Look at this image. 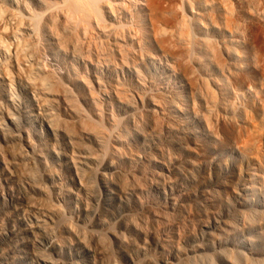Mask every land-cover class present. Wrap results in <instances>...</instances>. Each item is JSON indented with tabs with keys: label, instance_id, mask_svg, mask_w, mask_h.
Here are the masks:
<instances>
[{
	"label": "rangeland",
	"instance_id": "obj_1",
	"mask_svg": "<svg viewBox=\"0 0 264 264\" xmlns=\"http://www.w3.org/2000/svg\"><path fill=\"white\" fill-rule=\"evenodd\" d=\"M71 2L0 0V264H264V10Z\"/></svg>",
	"mask_w": 264,
	"mask_h": 264
},
{
	"label": "bare ground",
	"instance_id": "obj_2",
	"mask_svg": "<svg viewBox=\"0 0 264 264\" xmlns=\"http://www.w3.org/2000/svg\"><path fill=\"white\" fill-rule=\"evenodd\" d=\"M71 1V0H70ZM74 0H72V2L71 3H74L73 2ZM80 1V0H79ZM82 1V0H81ZM241 2V0H238V2ZM243 1V0H242ZM246 2H248V4L249 3H253V4H255L256 3V5L258 6V8H259V6L264 10V0H245ZM76 2V1H75ZM237 2V1H236ZM76 3H78V2H76ZM86 3V2H85ZM237 4V3H236ZM242 4V3H241ZM72 5H74V4H72ZM77 5V4H76ZM82 5V4H81ZM257 6H256V8H257ZM75 7V6H74ZM254 7V6H253ZM77 8H78V6H77ZM240 8H241V6H240ZM243 8V7H242ZM79 9V8H78ZM232 9H233V7H232ZM248 9V8H247ZM227 10H229V9H227ZM256 10V9H255ZM258 10H261L260 8L258 9ZM230 11H231V9H230ZM248 11V10H247ZM226 12V11H225ZM232 12V11H231ZM234 12V11H233ZM227 13V12H226ZM216 14V13H215ZM232 14H234V13H232ZM262 14H263V12H262ZM214 15V14H213ZM227 15V14H226ZM228 15H231V14H228ZM222 16V15H221ZM233 16L234 15H231L230 17L228 16V19H227V26H228V23H229V25L231 26L232 24H235V20L233 19ZM236 16V15H235ZM216 18V17H215ZM237 18V17H236ZM235 18V19H236ZM213 19V18H212ZM215 21L217 20V19H214ZM219 20V19H218ZM217 20V21H218ZM221 20V19H220ZM263 20V19H262ZM214 21V22H215ZM220 22V21H219ZM225 22V21H224ZM262 22V21H261ZM264 22V21H263ZM258 23V22H257ZM256 23V24H257ZM216 24V23H215ZM236 24H237V22H236ZM226 25V24H225ZM239 25V24H238ZM235 26V25H234ZM257 26V25H256ZM263 26V25H262ZM261 26V27H262ZM252 27H253V25H252ZM251 27V28H252ZM260 27V26H259ZM237 28V27H236ZM250 27H249V29H251ZM231 29V28H230ZM233 29H235V27L233 28ZM256 30H257V28H255ZM260 29V28H259ZM258 29V30H259ZM262 29H264V26L262 27ZM233 31V30H232ZM251 31V30H250ZM252 31H253V29H252ZM260 31V30H259ZM258 32V31H257ZM257 32H256V38L258 39V36H257ZM260 33H261V31H260ZM260 33H258V34H260ZM263 33H264V30H263ZM252 34H255V30H254V33H252ZM262 34V33H261ZM262 36V35H261ZM254 38H255V36H254ZM261 38V37H260ZM262 39V38H261ZM219 39H217V41H218ZM255 41H256V39H254ZM214 42V41H213ZM216 42V41H215ZM214 42V44L213 43H211V41L210 42H208V41H204V44H205V46H206V48H207V46H208V48H210V50H211V52L216 56L215 58H217L216 60H218V59H221L222 57H220L221 56V54L222 53H224L225 52V54H227V55H230L232 52H233V48L230 46V44L228 43V42H226V40L225 41H223V40H219L217 43H215ZM259 42V44L258 45H260V46H262V49L260 48V50H262V55H264V40H263V43L262 44H260L261 42L260 41H258ZM258 42H256V43H258ZM259 50V49H258ZM209 51V50H208ZM260 52V51H259ZM258 52V53H259ZM261 56V55H260ZM264 57V56H263ZM224 58V57H223ZM224 60V59H223ZM223 60H221V61H223ZM230 60H231V58H230ZM260 60V59H259ZM263 69L261 70V69H259V70H261V71H258L259 72V74H260V76H259V78H260V89H261V91L260 92H262L261 94H264V58H263ZM218 62V61H217ZM224 62H225V60H224ZM220 63V62H219ZM218 63V64H219ZM222 63V62H221ZM221 63H220V65H221ZM224 65H226V62H225V64ZM259 66V65H258ZM224 67V66H223ZM226 67V66H225ZM229 68V67H228ZM259 68V67H258ZM258 68H257V70H258ZM257 72V73H258ZM258 75V74H257ZM252 76V75H251ZM243 77V76H242ZM245 77H247L246 75H245ZM253 77V76H252ZM244 78V77H243ZM239 79H242V78H239ZM245 79V78H244ZM242 82L241 83H243V79L241 80ZM247 81V80H246ZM246 84V83H245ZM259 85V84H258ZM259 89V90H260ZM258 90V91H259ZM261 96H263V95H261ZM264 98V97H263ZM264 100V99H263ZM262 100V101H263ZM261 103V102H260ZM256 110V109H255ZM255 110L253 111V112H255ZM257 112L258 113H256L260 118H262V121H264V102H262L261 104H260V106L257 108ZM252 113V112H251ZM249 114V115H247V119H248V122L250 123L251 121L253 122H258L259 123V120L256 118V115H254V114ZM257 119V120H256ZM253 122V123H254ZM252 123V124H253ZM258 123H256V124H258ZM251 124V123H250ZM260 125H262V124H260ZM255 126V125H254ZM257 126V125H256ZM264 126V125H263ZM252 127H253V125H252ZM252 127H249L248 129L250 130V128H252ZM258 128H260V126L258 127ZM254 130L253 131H255L256 129L255 128H253ZM261 129V128H260ZM247 130V129H246ZM249 130H247V131H245V133L247 134V137L250 135L249 134V132L251 133L252 131V129L249 131ZM257 130H259V129H257ZM256 130V131H257ZM261 131V130H260ZM240 132H242L241 130H240ZM239 132V133H240ZM257 133V132H256ZM255 133V134H256ZM259 133V132H258ZM261 133V132H260ZM244 134V133H243ZM249 134V135H248ZM252 134H253V132H252ZM252 134L250 135L252 138H253V136H252ZM240 135V134H239ZM258 135V134H257ZM241 136H242V133H241ZM249 136V137H250ZM246 137V138H247ZM252 138H250V139H252ZM246 141V140H245ZM243 142V143H245L246 144V142L248 141V138H247V141L246 142ZM248 144V143H247ZM250 144V143H249ZM244 145V144H243ZM246 147H248V146H246Z\"/></svg>",
	"mask_w": 264,
	"mask_h": 264
}]
</instances>
